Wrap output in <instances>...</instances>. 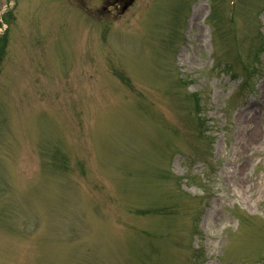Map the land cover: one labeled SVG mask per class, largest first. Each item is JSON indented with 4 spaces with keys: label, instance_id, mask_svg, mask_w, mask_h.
I'll return each mask as SVG.
<instances>
[{
    "label": "rangeland",
    "instance_id": "obj_1",
    "mask_svg": "<svg viewBox=\"0 0 264 264\" xmlns=\"http://www.w3.org/2000/svg\"><path fill=\"white\" fill-rule=\"evenodd\" d=\"M81 4L0 0V264H264V0Z\"/></svg>",
    "mask_w": 264,
    "mask_h": 264
},
{
    "label": "flooded vegetation",
    "instance_id": "obj_2",
    "mask_svg": "<svg viewBox=\"0 0 264 264\" xmlns=\"http://www.w3.org/2000/svg\"><path fill=\"white\" fill-rule=\"evenodd\" d=\"M94 1L98 5L94 9L96 15L105 16V17L111 16L115 19H118L119 17L126 15L136 3V0H94Z\"/></svg>",
    "mask_w": 264,
    "mask_h": 264
},
{
    "label": "trees",
    "instance_id": "obj_3",
    "mask_svg": "<svg viewBox=\"0 0 264 264\" xmlns=\"http://www.w3.org/2000/svg\"><path fill=\"white\" fill-rule=\"evenodd\" d=\"M194 101H195V103H196L197 107L199 108V105H198V104H199V103H198V102H199V100H198L196 97H194Z\"/></svg>",
    "mask_w": 264,
    "mask_h": 264
}]
</instances>
